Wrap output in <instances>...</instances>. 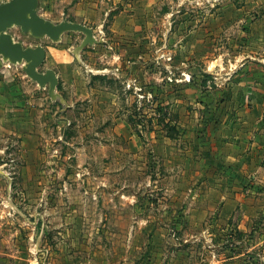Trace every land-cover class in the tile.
<instances>
[{"label": "rangeland", "instance_id": "rangeland-1", "mask_svg": "<svg viewBox=\"0 0 264 264\" xmlns=\"http://www.w3.org/2000/svg\"><path fill=\"white\" fill-rule=\"evenodd\" d=\"M75 1L40 0L39 12L74 20ZM144 1H128L141 19L137 31L108 34L136 62L122 69L139 90L113 79L105 58L81 54L89 85L114 90V103L97 93L76 99L71 85L58 84L68 97L62 111L58 102L42 104L46 88L17 86L18 74L26 76L20 65L0 70L15 75L2 85L10 117L26 113L20 95L41 102L37 162L22 156L15 123L0 125V169L9 177L0 174V264H264V180L207 176L227 169L210 163L203 143L222 121L210 110L227 92L224 85L210 99L212 78L202 71L211 61L234 63L251 33L262 37L264 0ZM118 9L107 16L108 33ZM11 32L25 45L48 46V62L80 66L71 53L79 33L52 43ZM105 49L98 55L111 53Z\"/></svg>", "mask_w": 264, "mask_h": 264}, {"label": "crops", "instance_id": "crops-1", "mask_svg": "<svg viewBox=\"0 0 264 264\" xmlns=\"http://www.w3.org/2000/svg\"><path fill=\"white\" fill-rule=\"evenodd\" d=\"M128 1L129 0H77L73 4L76 18L72 21L92 27L95 34L102 30V34L105 37L104 43L92 45L89 49L84 50L82 54H87L92 60L96 58L100 60L105 58L107 69L113 70L116 75L114 76L112 73L114 76L113 79L118 81L121 80L119 82L123 85H125L126 82L129 84L132 82L139 90L140 86L137 79L131 76L132 72L129 71V73L127 71L130 64L134 65L136 62L131 59L128 60L127 57L121 53L126 50L124 45L111 42L112 46H110L108 37V34L111 33L112 36L120 37L119 39H121L122 37L132 35L131 32L133 30L137 31L141 27V19L138 14L135 13L137 17H134L133 14L128 11L131 5ZM145 3H148V0H145L142 5H145ZM116 6L119 7V9L114 13L108 33V31H106L105 22L107 21L106 19L109 12L113 9L115 10ZM49 19L56 21L52 18ZM242 21L243 18L238 19V22ZM262 22L264 23V17L262 18ZM240 32L243 34L242 30H240ZM258 36V32L255 34L251 33V39L244 49L245 51L243 52L242 50V52L235 56L234 63L230 61L229 65H225L223 62H219L214 65V61H211L202 70L204 74L211 75L212 78L207 81L206 86L209 90L213 88L209 96L210 99H214L216 93H221L222 88L226 85L225 90L227 93L223 97H220L219 107H214L210 112H212L213 116L222 117V121H229L227 125H224L222 121H220L217 128L208 131L211 137L209 141L203 142L207 144L204 155L210 158V163L212 165H217L218 167L221 164L227 165V169L224 171L216 173L212 170L211 174L209 173L210 175L206 174L208 177H214L220 180L241 179L243 177L254 181L264 180V30L263 35H261L262 37L259 38ZM44 46L46 49L44 63L56 71L59 85L67 84L73 87L72 91L76 99L88 98L91 94L97 93L106 101L111 103L115 102L117 96L114 90H104V88H99L101 89L99 90L98 88L91 87L88 83L90 74L78 65H68L71 59L69 62L59 59H55V61L52 59L48 62V46ZM102 48H106L105 51H110L111 53L106 56L98 55V50H102ZM94 54H96L97 57H91ZM83 57L85 56L83 55ZM218 59L216 60L218 61ZM60 61L66 63H57ZM139 63H141V61H139ZM124 64L127 70L122 69ZM219 70H221V73ZM11 72L14 71L8 69L6 71L7 74ZM13 77H15V75ZM13 77L10 78L7 77V75L0 76V125L6 121H12L13 124L15 123L16 126L13 130L20 138L19 149L22 151V156L25 157L26 155V157H28L26 160L28 163L37 162L39 159V144L34 135L35 111L37 112L41 102L32 98L31 94H26L24 96L20 95V97H22V105L24 106L25 104L27 106L26 113L25 110H23L22 113H13L15 115L10 117V114L6 112L9 110L8 105L10 104V97L7 90L5 91L2 85L8 80H13ZM130 77H132V79ZM16 80L17 86L22 84L29 85L31 87V92L37 90L42 92V89L38 87L36 82L28 79V77L22 73L18 74ZM59 93L68 101L67 95L64 94L62 90L59 91ZM45 101L50 103L48 97L42 99V104L45 103ZM223 117L225 118L223 119ZM226 205L224 207L228 208ZM218 261V259H214L212 263L216 264Z\"/></svg>", "mask_w": 264, "mask_h": 264}, {"label": "water", "instance_id": "water-1", "mask_svg": "<svg viewBox=\"0 0 264 264\" xmlns=\"http://www.w3.org/2000/svg\"><path fill=\"white\" fill-rule=\"evenodd\" d=\"M40 0H4L0 1V70L9 65H20L28 78L36 82L40 88H46L52 102H58L62 111L68 107L65 98L58 92L59 79L53 68L41 70L46 57V49L42 43L25 45L11 32L18 27L20 31L33 39H48L52 43H60L66 33L82 35L79 43L71 50L77 63L89 71L81 57L82 51L97 43L104 42L102 36H97L92 27L72 21L66 17L53 21L39 12ZM0 174L6 172L0 169Z\"/></svg>", "mask_w": 264, "mask_h": 264}]
</instances>
